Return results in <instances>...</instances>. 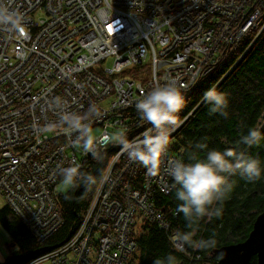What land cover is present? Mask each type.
I'll return each mask as SVG.
<instances>
[{
	"label": "built area",
	"instance_id": "1",
	"mask_svg": "<svg viewBox=\"0 0 264 264\" xmlns=\"http://www.w3.org/2000/svg\"><path fill=\"white\" fill-rule=\"evenodd\" d=\"M9 9L24 23L19 31L0 24V196L36 241L63 223L59 170L97 161L56 123L62 108L84 114L95 106L100 114L89 123L99 128L100 151L114 146L76 229L26 264H124L137 250L140 219L168 228L153 197L176 186L168 167L180 159L168 151L150 174L114 139L123 132L142 140L151 125L135 102L174 82L187 103L173 141L202 101L189 110L199 79L232 62L218 84L264 33V0H0V11ZM49 123L54 130L42 133Z\"/></svg>",
	"mask_w": 264,
	"mask_h": 264
},
{
	"label": "trees",
	"instance_id": "2",
	"mask_svg": "<svg viewBox=\"0 0 264 264\" xmlns=\"http://www.w3.org/2000/svg\"><path fill=\"white\" fill-rule=\"evenodd\" d=\"M246 44H242L240 51ZM231 63L200 78L191 93L189 110L213 86L225 95L227 105L212 112L208 103L202 100L188 116L169 148L185 163H195L210 149L231 148L259 159L264 167V139L259 145L250 148L240 143L241 136L246 135L249 128L255 127L264 135V33L216 84ZM113 151L114 146L106 148L101 152L102 159L91 162L85 172L99 180L104 163ZM229 184L233 185L232 191L223 204L214 206L221 208V214L194 220L191 227L183 213L176 211L177 206L183 203L176 197L179 186L176 185L168 194L157 192L153 197L154 206L163 213L168 228H163L156 221L140 219V234L136 236L137 250L127 264H153L156 258L169 254L175 258L176 264H216L218 256L213 250L224 244L244 240L255 217L264 209V174L259 180L248 182L237 173L229 177ZM94 187L86 190L83 185H77L64 194H57V207L62 213L63 223L43 242L36 241L30 229L7 205L0 208V224L9 233L11 244L14 245L0 264H26L64 243L79 224ZM178 232L191 233L194 245L212 239L215 246L201 249L183 245L184 251H179L171 242V236ZM248 264H256V257H252Z\"/></svg>",
	"mask_w": 264,
	"mask_h": 264
},
{
	"label": "clouds",
	"instance_id": "3",
	"mask_svg": "<svg viewBox=\"0 0 264 264\" xmlns=\"http://www.w3.org/2000/svg\"><path fill=\"white\" fill-rule=\"evenodd\" d=\"M17 23L21 26L24 23L19 10L13 12L9 9L7 13L0 11V24L19 31V28L15 27ZM202 100L208 103L212 112L219 111L227 105L225 95L218 92L215 86L204 92ZM54 102L57 106L64 103L59 98H56ZM186 103V94L174 82L157 86L142 95L135 102V108L140 118L151 125V129L140 141H129L126 133H119L116 136V142L121 146L122 153L126 154L129 160L147 168L150 174H155L162 157L168 154L173 142L172 132L182 123L179 114ZM99 114L95 106H89L84 114L69 112L66 108H62L60 119L56 122L65 133H76L84 153H91L97 161L102 159L100 151L102 141L92 133L89 121L93 117H98ZM39 130L42 133L51 131L54 130V125L49 123ZM262 139L264 135L260 130L252 127L246 135L241 136L240 143L250 148L259 145ZM168 171L175 185L179 186L176 197L183 201L177 206L176 211L183 213L184 219L191 227L194 220L221 214V208L214 206L223 204L232 191L233 185L229 184V177L238 173L246 181L254 182L264 174V167L261 166L259 159L244 151L214 148L207 151L203 158H198L195 163L175 160L169 164ZM59 172L61 183L68 188L83 185L86 190H90L99 182L96 176L82 171L78 164L62 167ZM175 240L181 249L183 245L201 249L215 246V241L212 239L206 242L200 241L194 245L192 235L188 232L176 233ZM220 258H223L222 254ZM153 264H176V260L169 254L156 258Z\"/></svg>",
	"mask_w": 264,
	"mask_h": 264
},
{
	"label": "water",
	"instance_id": "4",
	"mask_svg": "<svg viewBox=\"0 0 264 264\" xmlns=\"http://www.w3.org/2000/svg\"><path fill=\"white\" fill-rule=\"evenodd\" d=\"M213 253L218 256L216 264H248L253 256L256 264H264V209L255 217L244 240L216 247Z\"/></svg>",
	"mask_w": 264,
	"mask_h": 264
},
{
	"label": "crops",
	"instance_id": "5",
	"mask_svg": "<svg viewBox=\"0 0 264 264\" xmlns=\"http://www.w3.org/2000/svg\"><path fill=\"white\" fill-rule=\"evenodd\" d=\"M4 246H7V248ZM13 246L14 245L11 244V236L0 224V263L3 262L7 255L11 252Z\"/></svg>",
	"mask_w": 264,
	"mask_h": 264
},
{
	"label": "rangeland",
	"instance_id": "6",
	"mask_svg": "<svg viewBox=\"0 0 264 264\" xmlns=\"http://www.w3.org/2000/svg\"><path fill=\"white\" fill-rule=\"evenodd\" d=\"M112 64V60L111 59H107L106 62H105V66H111ZM99 132V128H93L92 129V133L95 134V133H98ZM116 140V139H114ZM70 188H68L67 186L63 185L61 183V181L57 184V194L58 193H61V194H64L66 193ZM5 201L2 197H0V208H2V206H4L5 204ZM140 234V227L138 225H136L135 227V235L138 236ZM5 248H7V246H4ZM40 264H47V262H42ZM124 264H127V263H124Z\"/></svg>",
	"mask_w": 264,
	"mask_h": 264
},
{
	"label": "flooded vegetation",
	"instance_id": "7",
	"mask_svg": "<svg viewBox=\"0 0 264 264\" xmlns=\"http://www.w3.org/2000/svg\"><path fill=\"white\" fill-rule=\"evenodd\" d=\"M253 257H255V256H253ZM252 259V258H251Z\"/></svg>",
	"mask_w": 264,
	"mask_h": 264
},
{
	"label": "bare ground",
	"instance_id": "8",
	"mask_svg": "<svg viewBox=\"0 0 264 264\" xmlns=\"http://www.w3.org/2000/svg\"><path fill=\"white\" fill-rule=\"evenodd\" d=\"M127 263V262H126Z\"/></svg>",
	"mask_w": 264,
	"mask_h": 264
}]
</instances>
